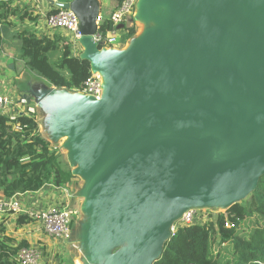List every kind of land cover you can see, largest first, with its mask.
<instances>
[{
    "label": "water",
    "instance_id": "water-1",
    "mask_svg": "<svg viewBox=\"0 0 264 264\" xmlns=\"http://www.w3.org/2000/svg\"><path fill=\"white\" fill-rule=\"evenodd\" d=\"M162 3L171 8L170 41L152 30L125 51L93 40L100 0L58 3L78 15L83 58L106 76L103 99L78 94L58 107L74 160L95 175L97 254L125 236L132 243L116 264H154L188 208H229L264 175V0L143 7L152 14Z\"/></svg>",
    "mask_w": 264,
    "mask_h": 264
},
{
    "label": "trees",
    "instance_id": "trees-1",
    "mask_svg": "<svg viewBox=\"0 0 264 264\" xmlns=\"http://www.w3.org/2000/svg\"><path fill=\"white\" fill-rule=\"evenodd\" d=\"M15 2L0 0V20L3 21L0 44L8 39L5 36L13 26V18L23 17L20 4ZM111 26L112 22L106 20L102 28ZM134 34L135 27H128L121 40L125 42ZM9 38L19 42L18 59L50 86L77 91L90 75V61L75 54L68 37L60 32L48 36L24 31ZM74 181H79V177L63 162L60 148L42 135L36 116L0 115V191L6 197L35 192L46 184L63 185ZM227 221L233 226H226ZM30 222V216L21 215L17 224ZM71 227H75L74 221ZM5 231L4 221L0 219V264H17L15 256L29 243L20 241L14 245ZM222 243L226 244L220 246ZM217 246L220 250L214 253ZM154 264H264V175L249 200L227 208L218 217L217 226L211 222L180 227L165 242L163 253Z\"/></svg>",
    "mask_w": 264,
    "mask_h": 264
},
{
    "label": "crops",
    "instance_id": "crops-1",
    "mask_svg": "<svg viewBox=\"0 0 264 264\" xmlns=\"http://www.w3.org/2000/svg\"><path fill=\"white\" fill-rule=\"evenodd\" d=\"M15 3L20 4V12L23 17L20 18L18 16L13 18V26L8 30L5 36L8 37V39H5L4 42L0 44V85H3L4 88L8 89L11 85L16 87L15 91H17L19 95L27 98L31 106H36L35 112H39L38 110L41 112L43 110L58 111V105L53 104L52 101L49 100V97L44 99V96L48 91L57 88L50 86L43 77L34 74L24 66L22 61L17 57V49L19 46L18 40L9 37H13L16 33L24 31H34L37 35L48 36H53L54 33L60 32L68 37V40L72 44L70 34L47 26V15L50 12L57 10L60 7L58 3L62 2L60 0H16ZM100 3V15L103 16L105 21L109 20V17L118 5V2L115 0H100ZM128 41L129 40L125 43L121 41V45L115 49L125 51L129 48L125 47ZM72 47L75 54L84 57L85 48L82 43L76 45L72 44ZM57 54L58 53H56V55ZM23 114L25 113L22 112V108L16 106L8 116ZM56 117L57 115L53 116V118L47 119L44 121V124L38 119V123L42 135L48 139L53 146L61 148V139L64 134L61 122ZM57 142L59 143V146ZM73 152L76 153V151ZM75 153L72 154V161L75 162L76 165L81 164L83 161L74 160ZM69 165L73 168L74 164L71 165L69 163ZM76 170L78 171L79 169L73 168L74 174V171ZM87 170V176L93 181H96L95 175L91 173L89 169ZM95 185L93 188H89L91 189V195H89L90 201H85V207L87 209L84 210L86 220L84 221L85 230L82 239H85L86 241H89V239L91 240V235L99 225L102 216V207L94 192ZM76 192L78 191H75L73 193L74 195L70 194L67 183L63 185L46 184L38 191L22 194L20 197L22 202L21 212L0 215V219H3L6 227L5 236L12 239L14 245L20 241H26L29 243V246L41 248L44 251V260L48 264H75V247H79L80 244L78 241L79 236L75 235L77 222L72 229V237L70 240H61L49 236L44 231L42 224L35 219H32V222L23 224L22 226H18L17 223L21 215H27L29 217L32 212L41 209L63 207L66 202L70 200V197L80 196Z\"/></svg>",
    "mask_w": 264,
    "mask_h": 264
},
{
    "label": "built area",
    "instance_id": "built-area-1",
    "mask_svg": "<svg viewBox=\"0 0 264 264\" xmlns=\"http://www.w3.org/2000/svg\"><path fill=\"white\" fill-rule=\"evenodd\" d=\"M140 0H121L109 17L112 22L111 28L103 29L105 22L102 15L98 16L97 32L93 35V40L101 47L113 49L121 45V37L128 30V21L136 15ZM47 26L65 31L71 35L73 45L81 44L85 37L80 30V19L71 9L59 7L57 10L50 12L47 17ZM3 21L0 20V30H2ZM2 91L0 89V115H9L14 107L19 106L22 112L27 115H35V105L31 106L28 99L19 95L17 91L10 92V89ZM78 94L87 97H93L101 100L106 95V76L105 74L91 64V72L80 90L75 91ZM15 114V113H13ZM9 117H16L12 115ZM17 194L13 197H6L0 192V215L9 213H19L22 211L21 197ZM225 212V211H224ZM222 211L213 209L211 206H195L188 208L180 217L176 218L170 225V237H172L180 227L191 224H207L213 222L217 226V219ZM77 212L64 205L58 208H45L32 212L30 217L42 224L44 231L51 237L70 240L72 237L71 224ZM226 226L232 227L229 221ZM222 243L220 246L225 245ZM217 246L216 253L220 250ZM216 250V248H215ZM17 264H48L45 262L44 251L39 247H23L15 256Z\"/></svg>",
    "mask_w": 264,
    "mask_h": 264
},
{
    "label": "rangeland",
    "instance_id": "rangeland-1",
    "mask_svg": "<svg viewBox=\"0 0 264 264\" xmlns=\"http://www.w3.org/2000/svg\"><path fill=\"white\" fill-rule=\"evenodd\" d=\"M158 7L159 13L162 14V17L164 18L163 22H158V19H155V11ZM155 8L154 13H150L147 11L143 6L139 4L136 15H134L133 18H131L127 23L129 24V27H135V34L129 39L125 47H134L139 44H144V36L148 31L152 30H164L166 32V40L165 42L168 43L171 38V27H170V19H171V8L168 3H162L158 5ZM125 33L122 34L124 36ZM122 41V40H121ZM123 42V41H122ZM126 42V41H125ZM124 42V43H125ZM0 89L2 91L7 90L4 89L3 85H0ZM10 92L14 93L16 90V87H13L11 85L9 87ZM53 91V94L49 96V100L52 101L53 104L61 105L64 104L65 99L68 98H74L76 96H79L77 92L75 91H69L65 88L63 89H55L50 90ZM39 112H35L36 119L39 121L41 120L44 124V121H46L49 118H53V116L57 115V119L61 122L62 118L65 116V110L64 108L61 109V113L58 114V111H52V110H43L42 112L38 110ZM46 112V114H45ZM64 113V114H63ZM48 115V116H47ZM64 136L61 139L62 147L60 148L61 154H62V160L66 164L73 165L74 169L78 170V177L79 181H74L68 183V191L70 194L74 195L73 193L75 191H78V195L80 196H72L70 197V200L66 202V206L68 208L73 209L77 212L76 216L74 217V222L76 223L75 227V235L79 236L78 241L80 242L79 247H75V264H116V261L118 257L125 251H128L131 248V241L128 239V237H122L119 240H117L115 243H113L110 247L104 248L100 254H97L93 242L89 239V241H86L83 238L84 235V225L86 220V214L84 210L87 208L85 207V201H90L91 195V189L90 187H94L96 184V181H93L89 176H87V169L88 166L86 162H81V164H75V162L72 161V154L75 153L73 151V145H69L71 143V137L66 133L63 132ZM58 146L59 143L57 142ZM72 168V167H71ZM72 168V169H73ZM93 193V192H92ZM249 200V197L240 200L242 203H246ZM203 207V206H202ZM213 209L224 212L227 207L222 205L217 206H211ZM82 235V236H81ZM89 235V234H88ZM92 237V235H91ZM214 249L215 251H217Z\"/></svg>",
    "mask_w": 264,
    "mask_h": 264
},
{
    "label": "bare ground",
    "instance_id": "bare-ground-1",
    "mask_svg": "<svg viewBox=\"0 0 264 264\" xmlns=\"http://www.w3.org/2000/svg\"><path fill=\"white\" fill-rule=\"evenodd\" d=\"M141 6H143V0H141V3H140ZM155 19H158V22H163L164 18L162 17V14L159 13V10H158V7L156 8V11H155ZM133 116V113L131 114H128L127 117L128 118H131ZM74 150H78V147L77 146H73ZM111 264V263H109Z\"/></svg>",
    "mask_w": 264,
    "mask_h": 264
}]
</instances>
